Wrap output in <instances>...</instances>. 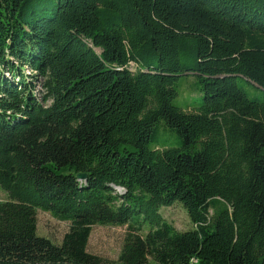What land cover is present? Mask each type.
Masks as SVG:
<instances>
[{
    "label": "trees",
    "instance_id": "1",
    "mask_svg": "<svg viewBox=\"0 0 264 264\" xmlns=\"http://www.w3.org/2000/svg\"><path fill=\"white\" fill-rule=\"evenodd\" d=\"M0 190V264H264V0H0Z\"/></svg>",
    "mask_w": 264,
    "mask_h": 264
},
{
    "label": "rangeland",
    "instance_id": "2",
    "mask_svg": "<svg viewBox=\"0 0 264 264\" xmlns=\"http://www.w3.org/2000/svg\"><path fill=\"white\" fill-rule=\"evenodd\" d=\"M192 87H194L193 78L190 77L185 81L182 97L186 98L188 91ZM188 99L190 100V98ZM182 101V98L179 96L174 101V105L180 106ZM164 138L174 141L168 135L161 136V139ZM6 199V195L0 190V201H5ZM160 214L179 232H186L193 228L187 212L178 204L161 209ZM67 231L68 223L58 221L48 213L37 212V235L39 237L47 238L59 245ZM125 233L126 228L122 227H94L88 242V253L105 261V264H119L118 255Z\"/></svg>",
    "mask_w": 264,
    "mask_h": 264
},
{
    "label": "water",
    "instance_id": "3",
    "mask_svg": "<svg viewBox=\"0 0 264 264\" xmlns=\"http://www.w3.org/2000/svg\"><path fill=\"white\" fill-rule=\"evenodd\" d=\"M77 179H78V180H83V179H84V176H83V175H78V176H77Z\"/></svg>",
    "mask_w": 264,
    "mask_h": 264
}]
</instances>
